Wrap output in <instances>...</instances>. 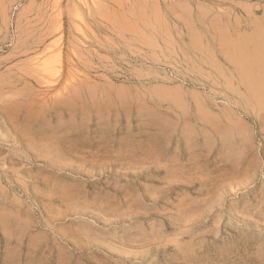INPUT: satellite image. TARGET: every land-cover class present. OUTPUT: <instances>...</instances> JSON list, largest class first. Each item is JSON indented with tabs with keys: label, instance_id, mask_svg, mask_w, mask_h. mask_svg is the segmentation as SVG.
Listing matches in <instances>:
<instances>
[{
	"label": "rangeland",
	"instance_id": "374dc122",
	"mask_svg": "<svg viewBox=\"0 0 264 264\" xmlns=\"http://www.w3.org/2000/svg\"><path fill=\"white\" fill-rule=\"evenodd\" d=\"M0 264H264V0H0Z\"/></svg>",
	"mask_w": 264,
	"mask_h": 264
},
{
	"label": "bare ground",
	"instance_id": "6f19581e",
	"mask_svg": "<svg viewBox=\"0 0 264 264\" xmlns=\"http://www.w3.org/2000/svg\"><path fill=\"white\" fill-rule=\"evenodd\" d=\"M242 46V45H241ZM239 48V47H238ZM240 50H241V47H240ZM239 50V51H240ZM240 53H241V51H240ZM256 55H253V56H247V57H244L243 59H244V62H246V64H244L245 65V68L247 69V71H245L247 74L249 73V70L248 69H250V66H253L254 65V63H255V61H257V60H259V59H261L262 58V51H261V49H258L257 48V50H256V53H255ZM243 66V65H242ZM243 68H244V66H243ZM249 75V74H248Z\"/></svg>",
	"mask_w": 264,
	"mask_h": 264
}]
</instances>
